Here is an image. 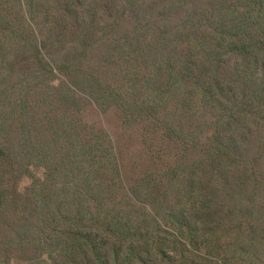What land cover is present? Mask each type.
<instances>
[{
	"label": "rangeland",
	"instance_id": "1",
	"mask_svg": "<svg viewBox=\"0 0 264 264\" xmlns=\"http://www.w3.org/2000/svg\"><path fill=\"white\" fill-rule=\"evenodd\" d=\"M260 8L252 0H0V264L51 263L53 231L74 224L75 216L87 230L128 225L132 233H152L154 255L178 250L176 259L190 263L185 250L200 247L199 264H264V191L240 195L238 165L222 158L247 148L244 159L264 174L257 143L264 130L254 128L251 142L243 143V132L258 118L247 119L253 122L245 130L223 119L218 104L208 112L196 86L174 80L171 70L174 60L186 69L180 55L190 48L186 39L178 50L181 35L191 37L194 50H209L208 41L224 42L223 30L243 34L260 17L264 24ZM256 31L264 37V27ZM84 55L76 66L74 59ZM212 57L224 69L221 87L251 84L248 68L256 60L235 74L241 57L226 67L217 51ZM249 88L264 95V82ZM196 162L206 172L200 187L219 190L200 201L220 216L224 251L206 247L212 236L194 244L162 242L169 231L180 232L166 210L186 204L178 195L187 184L172 183L170 176ZM248 166L244 161L238 172L247 175ZM42 227L43 238L52 241L43 257L30 247ZM134 240L116 245L128 251L141 241ZM146 248L143 241L133 249Z\"/></svg>",
	"mask_w": 264,
	"mask_h": 264
},
{
	"label": "trees",
	"instance_id": "2",
	"mask_svg": "<svg viewBox=\"0 0 264 264\" xmlns=\"http://www.w3.org/2000/svg\"><path fill=\"white\" fill-rule=\"evenodd\" d=\"M252 1L261 5L260 10H264V0ZM243 17L244 15L238 18L242 19ZM261 20H263V17L258 18L252 24L244 26L243 34H231L230 31L233 30V28L227 31L223 30L224 36L222 39L224 42L217 41L214 43V47L212 45V41H208L210 45L209 50L203 49L200 46L194 50L192 47L191 37L187 34H183L181 35L183 38L180 40L183 44H180V46L178 45V50H182L185 47L183 45H186L187 39V45L190 50L186 54L180 55L184 58V65H186V69H184L183 72V64L176 62L177 60H174L171 64V70L176 75L174 80L177 77H183V80L185 79V81L188 80L193 83L196 86L197 95L203 96V106L208 112H211L214 104H218L216 106L225 109V111H221L223 113V119H226V121L232 124L235 122L240 129L244 127L245 130L248 129L249 124H252L253 122L252 121L247 124V119H250L252 116H256V118H258L248 131L243 132V136L240 139V141L247 144H249L253 138L254 128L260 129L262 127L264 130V95L260 90L254 91L253 88H249V86L253 85V83L264 82V50L257 52L254 49L256 47L264 49V37H262L261 32L256 31V29L264 27ZM241 26L243 25H236V29L239 30ZM165 44L166 47H168L169 41H166ZM241 47H244L245 50H241ZM174 48L175 47L173 45V49ZM34 49L37 50V55H39L41 47H38L37 45ZM80 50L83 51L84 54L86 48H80ZM216 51L218 52L219 57L224 60L225 67L233 60L238 62L239 57H241L240 59H242V61L237 65L235 74L237 71L244 69V67L248 68V66L245 65L247 62L256 60L257 64L253 68H248V70L252 73V80H250L252 81L251 84L248 85L247 82V85H245V87L241 90H232V88L229 89L221 87L225 84V82H220L219 74H221L224 69L221 68V65L217 66V62L212 57L215 55ZM171 53L173 55L175 54L172 51ZM85 57L86 55L82 58H75L74 63L76 66ZM262 57L263 59H261ZM40 62L42 65L47 63L46 60ZM219 63H221V61H219ZM159 66L162 68L161 63ZM186 87L187 85L185 88ZM193 95L195 96V94ZM239 118H241V120ZM213 132L216 134L217 130ZM216 139H219V136L210 139V143L207 144H211L212 146V143L214 144ZM181 140L182 139H179L177 142L181 144ZM199 143L200 140L197 141V144ZM257 143H261V146L263 147L261 154V159H263L264 134L262 139ZM213 147L215 148L216 146L213 145ZM242 149L243 150L235 147V150L232 153H225L222 158L228 157L232 161V164L234 163L238 165L235 170L236 176H234V178L237 179L236 189L239 194L245 197L247 193H252L254 196H260L262 190L264 191V174L257 173L255 164L253 163L252 165L248 162V160L244 159L247 148ZM99 151L97 152L99 153ZM0 154L4 155V152L0 150ZM244 161L249 164L246 169L247 175L245 176L242 175L240 171L238 172V169L241 168ZM176 162L179 163V160ZM202 169L203 167H199L198 162L193 163L189 169L187 168V170H182L178 167L173 169L174 174L170 176L169 180L180 186L187 184L186 189L180 191L178 195L180 198H183V201H186V204H176L169 210H166V213L174 218V223L180 230V232H178L179 234L169 231L170 233H168V239L167 237H160L162 238L163 244L176 242V244L181 245V242L183 243V241L191 242L192 244L200 243L201 239L208 241L212 236L209 243L205 245L213 251L220 252L224 251L221 245L223 237L221 239V237L218 236L223 223H217L216 220L220 218V216L214 217L217 213L215 215H210L209 211L211 210V206L203 207L204 202L200 201L202 195L208 193V196H210L212 193L219 190L205 186L200 187V182L202 185L205 183L202 177H205L206 172L202 171ZM193 171L195 172L190 174V172ZM229 183L231 184V181ZM226 184H228V182H226ZM251 188L254 189L250 190ZM194 200H199L200 204L199 202L195 203ZM1 207L2 206H0V209ZM154 218L157 221L158 218L155 217V215ZM73 219H75L74 224L72 223L68 227L65 226L63 231H53V233H55L54 240L56 241V245L54 248L56 254H54L51 263L48 262L46 264H159V262H162L161 264H165L164 261L166 260H169L170 264H174L173 262H175V264H199V262L203 261L199 254L200 247L194 248L196 251L192 249L189 253L185 250L188 256H192V261L188 263L185 256H182L180 259H176V256H181V253H179L178 250H174L172 253H163V251H161L158 255L152 254V246H150L148 242L157 240L152 233L142 235L140 230L132 233L128 225H122L125 229L120 228L115 232H104L100 230V226H97L92 230H87L83 222L80 223L82 219H80L79 216H75ZM193 221H196L195 229L193 228ZM198 221H201V226L197 224ZM78 223H80L81 227L76 225ZM256 228L261 230L263 229L261 226ZM44 235L47 236L46 227H42L40 230V234L37 235V241L30 243V247L42 257L45 255L49 243L52 242L49 237L47 239L43 238ZM137 238L141 239L140 242L144 241L146 243L147 248L144 252L142 251L140 253H136L135 249H133L140 242L128 251H125L116 245V243L121 241H125V244L128 241L133 242L135 241L134 239ZM116 239L118 241H115ZM181 239L183 241H181ZM175 248L177 247L175 246ZM143 253L146 254L144 255ZM40 261H43V259H40Z\"/></svg>",
	"mask_w": 264,
	"mask_h": 264
}]
</instances>
